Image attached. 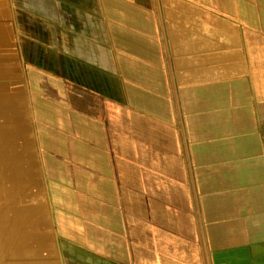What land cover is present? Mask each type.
I'll return each mask as SVG.
<instances>
[{"label":"crops","instance_id":"crops-1","mask_svg":"<svg viewBox=\"0 0 264 264\" xmlns=\"http://www.w3.org/2000/svg\"><path fill=\"white\" fill-rule=\"evenodd\" d=\"M1 97L6 264H264V0H0Z\"/></svg>","mask_w":264,"mask_h":264},{"label":"rangeland","instance_id":"rangeland-1","mask_svg":"<svg viewBox=\"0 0 264 264\" xmlns=\"http://www.w3.org/2000/svg\"><path fill=\"white\" fill-rule=\"evenodd\" d=\"M193 41H196V40L194 39ZM213 58L214 57H211L210 59L212 60ZM216 70L217 71H220L221 68L218 67ZM8 111L9 110H6L5 111V109L4 110H0V131L2 132V129H3L5 131V133H6V135L3 136L2 134H0V136H3L5 138V140H7V142H8V147L5 146L2 149H0V156H3L5 152H8V155L10 156V152L15 149L12 146L13 145V142H14L13 139L14 140H18L19 139V141H20L22 139V134L24 133L23 127H22V125H21V123L19 121H18L20 123L19 125H18V122L17 121L12 123L13 117H11L12 114L8 115ZM4 112H6V116H7L9 122L8 121H5V119L2 117L3 114H4ZM8 123L10 125H8ZM16 124H17V127H16ZM0 139H3V138H0ZM0 145H3V144L0 142ZM4 149H6V151ZM8 161L11 163V157L8 158ZM0 170H3V168L0 167ZM13 170L16 171L15 170V166H13ZM15 173H17V171ZM17 175H18V173H17ZM8 180L9 179L3 180L2 181V184L0 185V213L1 212L3 213V211L6 210V208H8V210H11V208L14 207L13 206V204H14L13 203L14 197H16V194L18 192L21 193V190H18V191L12 190V188H11V182L9 183ZM6 183H7V185H6ZM10 215H11V213L8 215V217ZM4 216H5V213H4V215H0V232H1V230L4 229V222H3ZM1 217H3V218H1ZM7 259H8V255L7 254H4V256H3V258H2L1 261L2 262H6Z\"/></svg>","mask_w":264,"mask_h":264},{"label":"bare ground","instance_id":"bare-ground-1","mask_svg":"<svg viewBox=\"0 0 264 264\" xmlns=\"http://www.w3.org/2000/svg\"><path fill=\"white\" fill-rule=\"evenodd\" d=\"M5 66H7L5 64ZM2 67V66H1ZM2 70V69H1ZM4 73V72H3ZM5 109V98L4 97H1L0 98V110H4ZM6 111V109H5ZM5 121H8V118L6 116V112H4L3 116H2ZM1 117V118H2ZM9 117V116H8ZM12 119V118H11ZM10 120V119H9ZM9 122V121H8ZM13 122V121H12ZM16 122V121H15ZM20 123L18 122V125ZM8 125H10L8 123ZM12 126V125H11ZM14 127V126H13ZM16 127H17V124H16ZM20 127V126H19ZM3 132V133H2ZM2 132L0 131V134H2L3 136L6 135L5 131L2 129ZM3 136H0V138H3V139H0V142L3 144V145H0V149H2L3 147L7 146L8 147V142L7 140H5V138ZM6 151V149H4ZM8 158H9V155H8V152H5L3 156H0V167L3 168V170H0V185L2 184V181L3 180H7V179H13L15 181H17V177H19L13 170V166L12 164L8 161ZM6 162V163H5ZM8 180V181H9ZM19 181V180H18ZM6 182V181H5ZM8 183V182H7ZM6 183V185H7ZM17 212V211H16ZM0 215H4V211L3 213L1 212ZM3 218V217H1ZM3 222H4V219H3ZM19 234V233H18ZM4 248H2V241L0 240V264H6V262H2V258L4 256V254H7L6 251L4 250ZM7 249H8V246H7ZM11 250V249H10ZM8 252V251H7Z\"/></svg>","mask_w":264,"mask_h":264}]
</instances>
